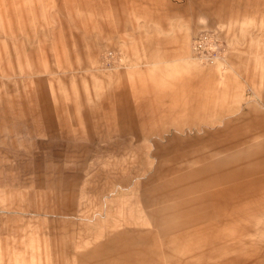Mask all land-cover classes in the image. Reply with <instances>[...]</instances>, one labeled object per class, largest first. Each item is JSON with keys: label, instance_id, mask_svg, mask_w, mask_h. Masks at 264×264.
I'll return each instance as SVG.
<instances>
[{"label": "rangeland", "instance_id": "374dc122", "mask_svg": "<svg viewBox=\"0 0 264 264\" xmlns=\"http://www.w3.org/2000/svg\"><path fill=\"white\" fill-rule=\"evenodd\" d=\"M0 264H264V0H0Z\"/></svg>", "mask_w": 264, "mask_h": 264}, {"label": "built area", "instance_id": "2783aa9c", "mask_svg": "<svg viewBox=\"0 0 264 264\" xmlns=\"http://www.w3.org/2000/svg\"><path fill=\"white\" fill-rule=\"evenodd\" d=\"M191 57L203 67H217L226 63V47L219 33L213 29L197 32L191 41Z\"/></svg>", "mask_w": 264, "mask_h": 264}]
</instances>
